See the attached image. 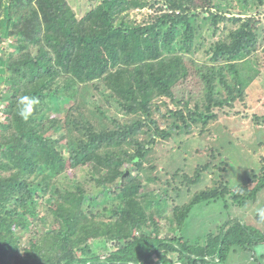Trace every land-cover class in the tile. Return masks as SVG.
<instances>
[{
	"label": "trees",
	"instance_id": "obj_1",
	"mask_svg": "<svg viewBox=\"0 0 264 264\" xmlns=\"http://www.w3.org/2000/svg\"><path fill=\"white\" fill-rule=\"evenodd\" d=\"M91 1L79 15L69 0H0V264H206L264 239L236 211L195 243L182 235L196 205L253 203L264 156L232 186L207 144L178 182L145 162L157 141L182 150L246 104L264 67L262 0ZM25 96L38 100L27 121Z\"/></svg>",
	"mask_w": 264,
	"mask_h": 264
},
{
	"label": "rangeland",
	"instance_id": "obj_2",
	"mask_svg": "<svg viewBox=\"0 0 264 264\" xmlns=\"http://www.w3.org/2000/svg\"><path fill=\"white\" fill-rule=\"evenodd\" d=\"M71 6L77 14H82L85 10L91 7V0H69ZM258 3V0H250L249 3ZM264 7V0L261 3ZM261 9V7H260ZM262 10V9H261ZM264 52V51H263ZM258 53L257 58L264 60V54ZM256 64L251 62L245 68L243 76H250L256 71ZM260 69V68H258ZM247 102L242 104L238 101L235 104V109L232 110L230 116H220L218 119L210 122L211 132L204 134L202 138H190L184 142L182 150L168 152L175 145L172 138L159 140L148 151L145 157V162L150 163L155 161L156 164L163 170L167 171L168 179L175 178L178 182L182 179V172L191 173L193 166L197 163V158L204 161L206 152L199 157L193 155L186 156L188 150L192 147H207L212 146L218 148L222 155L227 160V167L223 171V177L227 180L228 185L232 186L246 181L248 176H251L254 171L260 167V157L264 156V132L260 125L254 124V116L264 114V67L261 73L252 79L247 87ZM214 113L217 111L214 109ZM237 113V114H236ZM146 131L144 128L143 132ZM148 132V131H146ZM145 132V133H146ZM143 135V134H142ZM263 142V143H259ZM202 151V150H201ZM166 152V153H165ZM168 152V153H167ZM165 153V154H164ZM164 154V155H163ZM180 168L178 175H174ZM133 167L131 173L135 172ZM162 173H165L162 171ZM207 177V179H206ZM217 179V176H214ZM214 180L211 176H205L198 182L194 189H200L206 185H212ZM184 190L186 187H183ZM193 188V187H192ZM192 192V191H191ZM184 194H190L184 192ZM236 211V216L242 218L246 227L252 231L255 236H261L264 231L263 223L256 218L258 213L264 212V190L259 192L256 200L247 207L221 209L216 205H196L192 208L189 222L182 230V235L185 239H190L191 243L201 238L202 234H207L209 231H215L218 224H223L224 221ZM258 257L261 263H264V239H250L248 248H239L235 253H231L225 262L218 260H208L206 264H254L252 256ZM263 255V257H262ZM174 264H183L176 262Z\"/></svg>",
	"mask_w": 264,
	"mask_h": 264
},
{
	"label": "clouds",
	"instance_id": "obj_3",
	"mask_svg": "<svg viewBox=\"0 0 264 264\" xmlns=\"http://www.w3.org/2000/svg\"><path fill=\"white\" fill-rule=\"evenodd\" d=\"M38 104V100L33 97L25 96L20 100V108L18 115L25 121L31 118L34 113V108ZM262 219H264V212L261 213Z\"/></svg>",
	"mask_w": 264,
	"mask_h": 264
},
{
	"label": "water",
	"instance_id": "obj_4",
	"mask_svg": "<svg viewBox=\"0 0 264 264\" xmlns=\"http://www.w3.org/2000/svg\"><path fill=\"white\" fill-rule=\"evenodd\" d=\"M130 173V171L128 169L125 170V172L123 173L122 177L127 176Z\"/></svg>",
	"mask_w": 264,
	"mask_h": 264
},
{
	"label": "built area",
	"instance_id": "obj_5",
	"mask_svg": "<svg viewBox=\"0 0 264 264\" xmlns=\"http://www.w3.org/2000/svg\"><path fill=\"white\" fill-rule=\"evenodd\" d=\"M260 128L264 131V123L260 125Z\"/></svg>",
	"mask_w": 264,
	"mask_h": 264
},
{
	"label": "crops",
	"instance_id": "obj_6",
	"mask_svg": "<svg viewBox=\"0 0 264 264\" xmlns=\"http://www.w3.org/2000/svg\"><path fill=\"white\" fill-rule=\"evenodd\" d=\"M262 257H263V255H262ZM260 264H264V263H261L260 261H258Z\"/></svg>",
	"mask_w": 264,
	"mask_h": 264
}]
</instances>
